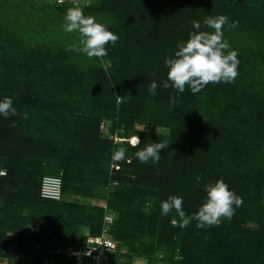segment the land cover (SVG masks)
I'll use <instances>...</instances> for the list:
<instances>
[{
  "label": "trees",
  "instance_id": "1",
  "mask_svg": "<svg viewBox=\"0 0 264 264\" xmlns=\"http://www.w3.org/2000/svg\"><path fill=\"white\" fill-rule=\"evenodd\" d=\"M8 1L0 0V14ZM47 1L62 13L74 7ZM80 6L119 36L106 46L105 67L54 41H28L0 18V101L11 98L20 114L0 115L6 173L0 176V256L9 244L24 251L52 237L74 245L77 227L99 233L107 211L114 217L110 233L128 260L147 255L148 264H157L154 250L167 249V264H264V0H91ZM44 10L49 13L47 5ZM220 15L228 17L223 38L238 52L235 82L209 83L196 94L188 86L179 93L170 82L164 88L165 60L197 31L191 22L212 32L204 21ZM233 21L238 26L230 28ZM153 80L155 96L148 91ZM104 119L110 132L120 127L140 140L123 147L126 160L117 170L112 154L121 147L102 134ZM137 124L164 131L137 130ZM164 141L169 147L158 163L135 156ZM53 168L61 172L54 174L62 179L60 200L39 195L41 178ZM220 179L243 199L230 221L201 229L193 220L181 229L173 226L172 217L179 222L174 210L161 215L169 196L181 197L186 215H193L205 202L204 186ZM108 186L105 207L63 198H102L95 192Z\"/></svg>",
  "mask_w": 264,
  "mask_h": 264
},
{
  "label": "clouds",
  "instance_id": "2",
  "mask_svg": "<svg viewBox=\"0 0 264 264\" xmlns=\"http://www.w3.org/2000/svg\"><path fill=\"white\" fill-rule=\"evenodd\" d=\"M64 31H78L81 39L79 44L69 46V50H77L85 53L88 58H104L108 55L106 46L111 43L113 46L119 41V36L109 31L107 27L96 21L95 17L85 16L80 5L67 9L64 17ZM192 26L197 31L189 33V39L178 42V51L174 53V58L165 60L168 68L167 81L163 87L171 86L183 93L188 86L192 94L200 92L209 83H234L238 76V52L232 50L227 40L223 38V27L228 24V17L224 15L215 18L208 17L204 24L214 31H198L201 28L200 22L193 20ZM238 26V21L229 24L230 28ZM157 83L155 80L150 84L148 91L155 96ZM120 99V96H117ZM172 103H178L175 97L170 98ZM0 115L7 118L9 116L20 115L13 107V100L5 97L0 101ZM23 119H27L24 113ZM140 144L138 137L131 141L132 147ZM167 141L151 143L135 153L141 163H158L161 159L160 151L167 149ZM114 162L126 160V149L121 147L112 154ZM6 175L0 172V176ZM206 198L203 205L191 216L186 215L183 210V199L177 196H169L161 203V215H168L173 210L179 217V222L173 220V226L181 229L187 228L193 220L196 221L197 228H208L219 225L221 218L231 220L237 208L243 204V199L229 190L228 185L222 180H217L214 184L204 186Z\"/></svg>",
  "mask_w": 264,
  "mask_h": 264
},
{
  "label": "rangeland",
  "instance_id": "3",
  "mask_svg": "<svg viewBox=\"0 0 264 264\" xmlns=\"http://www.w3.org/2000/svg\"><path fill=\"white\" fill-rule=\"evenodd\" d=\"M91 1V0H90ZM58 2V1H57ZM62 3V2H58ZM47 5L49 8V13H46L44 10V6ZM58 6V5H57ZM67 10L64 11V13L60 12L56 5H51L50 2H46V0H10L7 2V5L5 9L2 10V13L0 14L1 21L4 23L11 24L12 27L16 31H18V34L20 36H23L28 41H36V40H46V41H54L57 44L64 45V46H72L76 45L77 47H82L79 44V41L81 39V36L78 31L74 32H66L64 31L63 25L65 24V15ZM62 13V14H61ZM76 51L75 49H73ZM86 62H91L94 65H100L102 67H105L108 65V62L104 58H88L85 57ZM120 96V95H119ZM121 97V96H120ZM120 99H117V102H119ZM111 122L109 119L102 120L100 124V130L102 134H104L106 137L112 138L113 137V143L119 145V147H124L125 145L129 144L131 145V142L127 139H133L138 137L136 134L132 135H123L122 129L120 127H116L113 132H110V125ZM135 129L137 130H143V129H150L151 131L158 133L160 131H164L161 127H148L141 124H137L135 126ZM123 136V137H121ZM133 137V138H132ZM139 138V137H138ZM116 149H114L115 151ZM113 151V152H114ZM1 171H5V168L2 167L0 169ZM61 172L58 171L56 168L51 169L50 171H46L45 175H54V174H60ZM111 186H108L106 189L101 190L100 192H95L96 194L99 193L100 195H104L102 198L100 197H86L83 195L78 194H66L64 193V200L70 201L74 203H81L85 205H97L105 207V202L107 198V191ZM111 190V189H110ZM264 202V197H263ZM113 214V213H112ZM175 220L174 217H172V221ZM30 225V224H29ZM78 233L80 236L77 237L75 242L79 240H84L87 237V234H90L89 229L87 226L80 225L77 227ZM10 233V231H8ZM55 238V237H54ZM57 238V237H56ZM55 238V239H56ZM122 247V246H121ZM124 247H122L123 249ZM3 252H5L4 255L0 256V264L8 263L15 257V255H18L19 252H22L21 250L17 251V247L15 244H9L5 248H1ZM124 250H126L124 248ZM9 251H14L11 255L8 256ZM7 255V256H5ZM124 255H127L130 257V253L127 251H124ZM177 255H175V258ZM153 260H155L158 264L161 262H165L169 259V255L167 253V249L165 251H159L154 250L153 255L151 257ZM134 262L137 264H148L150 258L146 255H135L131 256V258Z\"/></svg>",
  "mask_w": 264,
  "mask_h": 264
},
{
  "label": "built area",
  "instance_id": "4",
  "mask_svg": "<svg viewBox=\"0 0 264 264\" xmlns=\"http://www.w3.org/2000/svg\"><path fill=\"white\" fill-rule=\"evenodd\" d=\"M68 1L74 7L89 4L90 0H57ZM133 138V137H132ZM130 142L132 139H127ZM111 168L119 169L117 162ZM4 172V171H1ZM39 195L41 198L62 199V179L59 175H44L41 178ZM113 214L105 212L99 233L87 234L84 240H77L74 245L58 242L54 237L36 240L32 246L15 255L11 261L3 264H137L124 256V248L110 233L113 224ZM38 229V226H34ZM158 264V263H157ZM159 264H167L160 262Z\"/></svg>",
  "mask_w": 264,
  "mask_h": 264
}]
</instances>
